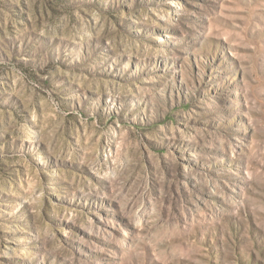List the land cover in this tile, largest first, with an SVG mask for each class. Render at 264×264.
I'll return each mask as SVG.
<instances>
[{
  "label": "rangeland",
  "instance_id": "374dc122",
  "mask_svg": "<svg viewBox=\"0 0 264 264\" xmlns=\"http://www.w3.org/2000/svg\"><path fill=\"white\" fill-rule=\"evenodd\" d=\"M0 264H264V0H0Z\"/></svg>",
  "mask_w": 264,
  "mask_h": 264
}]
</instances>
